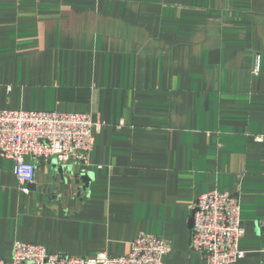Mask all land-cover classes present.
Masks as SVG:
<instances>
[{
	"label": "crops",
	"instance_id": "obj_1",
	"mask_svg": "<svg viewBox=\"0 0 264 264\" xmlns=\"http://www.w3.org/2000/svg\"><path fill=\"white\" fill-rule=\"evenodd\" d=\"M0 110L101 125L89 165L39 163L27 194L0 156V260L117 258L144 234L205 264L189 206L216 190L240 204L232 264L262 263L264 0H0Z\"/></svg>",
	"mask_w": 264,
	"mask_h": 264
},
{
	"label": "built area",
	"instance_id": "obj_2",
	"mask_svg": "<svg viewBox=\"0 0 264 264\" xmlns=\"http://www.w3.org/2000/svg\"><path fill=\"white\" fill-rule=\"evenodd\" d=\"M261 58L254 59L258 74ZM101 125L84 113L0 110V156L13 163V174L22 193H29L39 163L89 165L95 134ZM264 142V136L255 138ZM192 228L190 247L205 264H232L243 258L239 241L244 234L237 197L212 190L198 196L189 206ZM168 243L138 235L130 251L111 258L105 253L91 257L50 254L40 246L15 242L12 264H165ZM0 264H8L0 260ZM264 264V258L262 263Z\"/></svg>",
	"mask_w": 264,
	"mask_h": 264
},
{
	"label": "water",
	"instance_id": "obj_3",
	"mask_svg": "<svg viewBox=\"0 0 264 264\" xmlns=\"http://www.w3.org/2000/svg\"><path fill=\"white\" fill-rule=\"evenodd\" d=\"M190 227H192V218H190Z\"/></svg>",
	"mask_w": 264,
	"mask_h": 264
}]
</instances>
